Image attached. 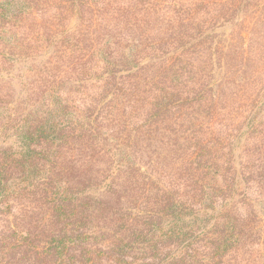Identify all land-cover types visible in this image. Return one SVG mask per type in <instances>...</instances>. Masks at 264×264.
I'll return each instance as SVG.
<instances>
[{
  "label": "rangeland",
  "instance_id": "rangeland-1",
  "mask_svg": "<svg viewBox=\"0 0 264 264\" xmlns=\"http://www.w3.org/2000/svg\"><path fill=\"white\" fill-rule=\"evenodd\" d=\"M0 264H264V0H0Z\"/></svg>",
  "mask_w": 264,
  "mask_h": 264
},
{
  "label": "trees",
  "instance_id": "trees-1",
  "mask_svg": "<svg viewBox=\"0 0 264 264\" xmlns=\"http://www.w3.org/2000/svg\"><path fill=\"white\" fill-rule=\"evenodd\" d=\"M61 107V105H57V109L53 110L50 113V118L53 117L54 119L49 122L48 120L46 121H42V123L40 122L38 125H36L35 127H33V130H31V132L29 133L28 130L26 132V134L24 135V137L30 138V139H34L36 137H41V136H45V137H49V136H53V134H56V131L59 129V127L57 126L58 123V109ZM26 149L23 150V154H30V152H34V150L32 149V147H25ZM26 150V151H25ZM25 151V153H24ZM57 209L59 207H56ZM61 249H63V247H61ZM62 256V255H59Z\"/></svg>",
  "mask_w": 264,
  "mask_h": 264
}]
</instances>
